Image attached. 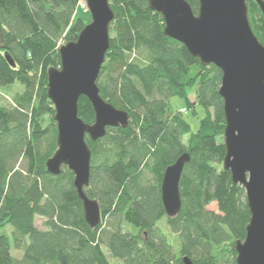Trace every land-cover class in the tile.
<instances>
[{
	"label": "trees",
	"instance_id": "16d2710c",
	"mask_svg": "<svg viewBox=\"0 0 264 264\" xmlns=\"http://www.w3.org/2000/svg\"><path fill=\"white\" fill-rule=\"evenodd\" d=\"M80 1L0 0V91L22 87L0 105V264H183L184 257L192 264H236L235 244L245 238L250 213L244 189L222 166V74L166 37L148 0L110 1L109 49L96 85L101 99L126 112L129 122L107 128L96 142L85 136L91 158L84 193L100 208L97 227L85 222L73 174L66 167L59 175L47 172L57 150L47 71L59 68V48L76 41L85 26ZM185 1L196 14L198 0ZM247 8L264 46L259 7L247 0ZM172 98L184 100L194 115L202 109L196 132L171 107ZM78 117L94 122L84 97ZM183 154L190 159L179 181L181 209L169 219L161 181ZM212 203L217 213L207 210Z\"/></svg>",
	"mask_w": 264,
	"mask_h": 264
},
{
	"label": "water",
	"instance_id": "95a60500",
	"mask_svg": "<svg viewBox=\"0 0 264 264\" xmlns=\"http://www.w3.org/2000/svg\"><path fill=\"white\" fill-rule=\"evenodd\" d=\"M110 1L84 0L90 22L76 41L59 48V68L47 71V97L54 107L57 150L45 166L52 175H59L63 167L73 174V187L91 228L100 223V208L84 193L89 185L91 158L85 136L96 142L105 136L107 128H126L129 122L126 112L101 99L96 85L109 49V28L114 18ZM253 1L264 20V1ZM148 6L161 15L166 37L182 44L202 66L214 65L222 74V166L230 172L232 184L244 189L250 213L245 238L235 244V262L264 264V46L251 29L247 0H198L196 14L185 0H148ZM5 59L14 66L7 54ZM81 97L92 106L91 125L78 117ZM189 159L183 154L163 173L161 203L169 219L180 212L179 181ZM182 262L192 264L187 257Z\"/></svg>",
	"mask_w": 264,
	"mask_h": 264
},
{
	"label": "rangeland",
	"instance_id": "374dc122",
	"mask_svg": "<svg viewBox=\"0 0 264 264\" xmlns=\"http://www.w3.org/2000/svg\"><path fill=\"white\" fill-rule=\"evenodd\" d=\"M77 13L81 19V21L83 22L84 25L88 24L90 22V14L87 10V7L85 5L84 0H81L79 3V7L77 9ZM261 14V13H260ZM22 92V87H20L19 85L15 84L13 86H11L10 88L4 89L3 91H0V105H5L8 101H10L11 97L14 94L20 93ZM192 99V96H190V100ZM170 104L171 107L176 110H184V108H186V103L184 100L179 99V98H172L170 100ZM203 111L201 108L196 107L195 108V115L192 113L191 110H187L186 113L183 115L184 119L189 123L192 132H196L199 126V122L200 120L203 118ZM224 144V141H223ZM146 180H148L149 182L152 180V176L148 173H146ZM207 210L213 211L215 213L218 212L217 210V206L215 203L210 204L207 207ZM42 224V219L37 218L35 220V225L37 227H40V225ZM13 256L15 257H19L20 253L19 252H12Z\"/></svg>",
	"mask_w": 264,
	"mask_h": 264
},
{
	"label": "built area",
	"instance_id": "2783aa9c",
	"mask_svg": "<svg viewBox=\"0 0 264 264\" xmlns=\"http://www.w3.org/2000/svg\"><path fill=\"white\" fill-rule=\"evenodd\" d=\"M180 112L182 113V114H185L186 113V110L184 109V110H180Z\"/></svg>",
	"mask_w": 264,
	"mask_h": 264
}]
</instances>
